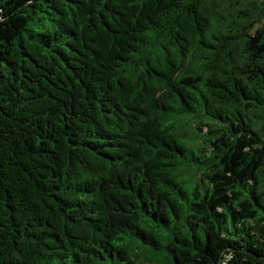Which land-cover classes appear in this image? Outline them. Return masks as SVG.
<instances>
[{"label": "trees", "instance_id": "1", "mask_svg": "<svg viewBox=\"0 0 264 264\" xmlns=\"http://www.w3.org/2000/svg\"><path fill=\"white\" fill-rule=\"evenodd\" d=\"M0 264H264V0H0Z\"/></svg>", "mask_w": 264, "mask_h": 264}]
</instances>
